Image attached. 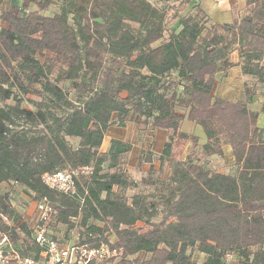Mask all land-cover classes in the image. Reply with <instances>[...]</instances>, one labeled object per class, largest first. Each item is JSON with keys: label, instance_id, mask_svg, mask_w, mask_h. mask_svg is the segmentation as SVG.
<instances>
[{"label": "trees", "instance_id": "1", "mask_svg": "<svg viewBox=\"0 0 264 264\" xmlns=\"http://www.w3.org/2000/svg\"><path fill=\"white\" fill-rule=\"evenodd\" d=\"M243 1V16L227 24L210 23L191 4L163 39L165 13L148 0H0V82L48 102L18 111L42 126L34 150L8 134V115L0 113V184L46 198L49 225L76 229L73 243L122 250L105 264H226L229 255L236 257L230 264H264V136L248 107L255 85H264V0ZM56 3L57 12L41 13ZM234 65L254 82L243 84V100L216 97L215 75ZM58 81L69 82L68 90ZM0 96L13 94L0 87ZM185 119L205 135L204 158L231 148L232 173L195 158L197 140L180 130ZM130 121L167 132L161 161L176 140H190L193 152L168 160L167 175L154 178L151 166L148 177L131 180L119 163L129 143L112 139L99 151L110 127ZM58 171L76 173L74 196L42 183L43 174ZM138 184L153 194L126 196ZM7 197L0 195V215L11 217ZM20 229L27 233L26 224Z\"/></svg>", "mask_w": 264, "mask_h": 264}, {"label": "crops", "instance_id": "2", "mask_svg": "<svg viewBox=\"0 0 264 264\" xmlns=\"http://www.w3.org/2000/svg\"><path fill=\"white\" fill-rule=\"evenodd\" d=\"M190 3L197 4L207 16L209 22L213 24L231 23L233 20L241 18L245 13V2L243 0H190ZM230 61L233 64L238 62L236 51L231 53ZM246 77L241 74L239 66L236 65L228 68L225 73L216 74L213 95L228 101L243 100V84L245 83ZM248 107L257 112L258 118L256 125L262 132L261 136H264V85H255V94ZM126 126L127 124L124 127ZM124 127H110L103 138L104 141L106 137H109L108 144L105 149H101L100 147L99 151L105 152L112 139L129 143L131 145L130 152L122 155L119 163L123 167L126 176L136 182L148 175L151 166L154 169L153 175L159 174L160 172L162 175H167L170 171L168 160L184 161L193 152L192 142L190 140H176L172 146L169 158L161 161L159 158L163 145L167 140L166 131L159 129L151 130L144 124L135 122L134 127L136 133L134 136L135 144H133L134 138L129 140L122 135L125 131ZM180 130L197 140V147L194 148V156L200 160V163H205L210 170L220 173H230L228 170H235L234 158L231 153V148L228 145L222 146V156L204 158L201 154L200 147L206 143V138L201 128L185 119L181 123ZM132 166L138 170H142L145 176L141 179L131 176L129 169Z\"/></svg>", "mask_w": 264, "mask_h": 264}, {"label": "rangeland", "instance_id": "3", "mask_svg": "<svg viewBox=\"0 0 264 264\" xmlns=\"http://www.w3.org/2000/svg\"><path fill=\"white\" fill-rule=\"evenodd\" d=\"M151 4L156 6L159 9H162L165 13V27L163 32V39H167V36L169 35V31L172 27H175L178 23V20L181 16H185L191 9V3L185 4L184 0H148ZM60 4L56 3L54 5H51L46 11L41 12L42 14L46 16H50L53 13L57 12L59 9ZM4 26V24L0 21V26ZM178 25V24H177ZM39 57V56H38ZM41 61V58H39ZM49 79L51 81H54L55 79V73L49 76ZM254 81L250 77H246L245 83L251 85ZM56 84L61 87L63 90L67 91L69 88V82L65 81H58ZM32 88H39L38 85L32 84ZM0 87L2 89H9L11 93L13 94V97L4 99L2 96H0V113H4L8 115V120L5 119V124L8 125V123H11L8 127L9 131L8 134L12 135L14 138L19 140V144H21L22 141L30 143L28 148L30 150H34V148L37 146L35 144V141L37 140L38 136H41L42 133V126L36 122L25 120L23 116H20L19 110H31L35 111L38 107H43V105H47L48 102L45 99V96H38V95H26L23 96L19 94L15 87H10L7 83L0 82ZM15 96V99H14ZM40 102H42V105H39ZM134 121H130L127 123V126L124 127L123 136L125 138L132 140L134 138L133 144H135V127H134ZM199 127V126H198ZM200 128V127H199ZM202 130V129H201ZM108 138L104 139L103 144L101 146V149H105V147L108 144ZM70 144L73 146H76L77 140L76 139H68ZM124 164V163H123ZM223 166V164H221ZM125 166V164H124ZM122 167V166H121ZM123 168V167H122ZM230 173H232L234 170H228ZM129 173L131 176L137 179H141L143 176H145L144 172L142 170H138L134 166H132L131 169H129ZM153 175V174H152ZM159 174H154V178L158 177ZM145 176L144 178L148 177ZM140 180H138L139 182ZM153 187L147 186V185H141L138 184L136 188H130L126 191V196H131L135 193L140 194H147L148 196H151L153 194ZM8 194L7 200L8 204L13 211V218L15 216H18L16 225H21L20 220H26L27 225H31L33 223V218L35 215L34 212V202L33 198L30 196V194L24 189V187L18 183L10 182V183H2L0 184V195ZM152 198L149 197V200ZM160 211V210H159ZM161 216V213H158L156 216L152 218V220H159ZM53 218H51V222H53ZM50 222V223H51ZM101 225V223H97ZM141 225V224H139ZM50 230L53 233V235L57 236L59 239H66L70 238L69 241L77 242L78 235L77 230L72 229L70 231L66 230V227L61 224H50ZM111 236V237H110ZM109 238L111 241L114 240L113 235L111 234ZM193 258L195 261L200 262L202 255L193 252ZM226 264L234 263L236 262L235 256H226L225 258Z\"/></svg>", "mask_w": 264, "mask_h": 264}, {"label": "built area", "instance_id": "4", "mask_svg": "<svg viewBox=\"0 0 264 264\" xmlns=\"http://www.w3.org/2000/svg\"><path fill=\"white\" fill-rule=\"evenodd\" d=\"M74 176L75 172L58 171L43 174L41 181L47 188L71 197L76 192ZM30 196L33 198L34 193ZM33 202L35 215L33 223L26 224L27 233L12 216L0 215L6 227L0 226V264H105L109 257L121 255V249H110L106 244L95 247L56 238L49 225L54 213L49 202L44 197ZM20 222L25 224L26 220Z\"/></svg>", "mask_w": 264, "mask_h": 264}]
</instances>
